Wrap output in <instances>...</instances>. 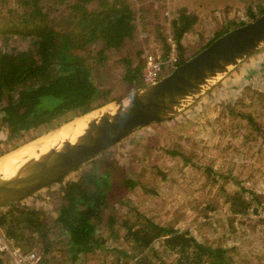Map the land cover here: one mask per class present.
Here are the masks:
<instances>
[{
  "label": "rangeland",
  "instance_id": "1",
  "mask_svg": "<svg viewBox=\"0 0 264 264\" xmlns=\"http://www.w3.org/2000/svg\"><path fill=\"white\" fill-rule=\"evenodd\" d=\"M53 1L38 0L43 6L52 4L57 9L50 17L52 25L58 27L60 17L66 13L64 6L75 0L58 4ZM125 1L134 17L130 38L115 49L103 48L98 41L88 49L87 63L93 82L99 91H105L97 96L93 108L141 86L140 82L123 78L126 64L134 67L138 59L144 60L145 53L165 55L164 47L171 37L170 21L176 12L183 9L195 17L180 40V59L185 60L215 32L248 23L264 9L263 0ZM96 3L97 0H91L86 8L91 9ZM19 8L16 0H0V21L10 20V11ZM28 45L27 37L0 33L1 52L24 50ZM261 51L264 47L233 67L173 118L134 130L62 178L15 203L51 220L66 183L77 181L89 170L99 174L106 170L109 188L95 225V234L104 239L103 246L87 254L79 264H134L138 256L126 260L113 258L111 247L130 251V244L122 240L123 227L115 222V235H109L106 229L107 215H114L117 221L128 218L131 223L132 214L149 217L165 227L186 230L204 244L223 247L233 264H264V218L258 214L264 208V63L249 70L244 78V68L258 59ZM170 70L171 67H164L162 75ZM78 115L69 112L54 127L66 125ZM50 129L33 137V132L24 134L18 145L34 141ZM12 148L6 142V129L0 124V154ZM126 178L136 182L131 189L121 183ZM231 195L247 201L248 210L234 213ZM5 209L6 206L0 207V213ZM52 225L54 245L64 236L58 225ZM0 236L3 237L1 230ZM152 245L157 253V258L151 256L152 264H174L175 255L163 249L161 239ZM52 255L57 259L53 264H68L63 246H53L46 257ZM34 264L43 263L38 260Z\"/></svg>",
  "mask_w": 264,
  "mask_h": 264
},
{
  "label": "trees",
  "instance_id": "2",
  "mask_svg": "<svg viewBox=\"0 0 264 264\" xmlns=\"http://www.w3.org/2000/svg\"><path fill=\"white\" fill-rule=\"evenodd\" d=\"M23 1L16 0L20 8L10 11V20L0 21V33L4 36L29 39L24 50L0 51V124L6 129V142L13 148L24 134L33 132V137L57 125L69 112L80 115L92 109L97 96L105 91H99L91 77L87 63L90 44L98 41L103 48H118L130 38L134 28L133 12L125 0H97L91 9L86 8L91 0H75L64 6L66 13L60 17L58 27L52 25L50 13L57 11L52 4L43 6L38 0ZM52 3H64V0ZM263 12L261 9L259 14ZM194 18L182 9L170 21L171 38L179 55L176 64L183 61L180 40ZM229 29L215 32L203 47ZM164 48L166 54L169 44ZM142 65V59H138L134 67L126 64L123 78L139 83ZM107 173L106 170L100 174L89 170L77 181L66 183L51 220L17 203L6 205L5 211L0 213L4 239L22 252L37 249L38 260L43 264L55 263L54 255L46 256L53 246H63L64 260L68 264H79L87 254L103 246L104 239L95 234V225L109 188ZM121 183L131 189L136 182L126 178ZM229 201L234 213L248 210L247 201L239 196L231 195ZM132 215L131 223L128 218L117 221L114 215H107L108 234L117 233L112 225L118 222L124 229L122 240L130 244V251L111 247L114 259L138 256L134 264H152L151 256L157 258L152 243L161 239L163 249L175 255L174 264H233L223 247L199 242L186 230L162 226L141 214ZM52 224L58 225L64 236L54 245H51L55 237L51 233ZM11 260L9 254H0V264L5 261L11 264Z\"/></svg>",
  "mask_w": 264,
  "mask_h": 264
},
{
  "label": "water",
  "instance_id": "3",
  "mask_svg": "<svg viewBox=\"0 0 264 264\" xmlns=\"http://www.w3.org/2000/svg\"><path fill=\"white\" fill-rule=\"evenodd\" d=\"M263 46L264 12L220 34L156 82L80 114L92 113L73 139H62L44 151L20 157L6 172H0V207L18 202L62 178L134 130L173 118Z\"/></svg>",
  "mask_w": 264,
  "mask_h": 264
},
{
  "label": "built area",
  "instance_id": "4",
  "mask_svg": "<svg viewBox=\"0 0 264 264\" xmlns=\"http://www.w3.org/2000/svg\"><path fill=\"white\" fill-rule=\"evenodd\" d=\"M167 41L169 50L163 57L151 53L144 54L143 66L140 72L141 86L149 85L159 80L163 76L162 70L164 67H171L172 69L177 65L175 44L170 36L167 38ZM258 214L260 217L264 218V208H261ZM1 253L9 254L13 264H34L39 258L37 251L34 249L22 252L16 247H11L4 240V237L0 236V254Z\"/></svg>",
  "mask_w": 264,
  "mask_h": 264
},
{
  "label": "bare ground",
  "instance_id": "5",
  "mask_svg": "<svg viewBox=\"0 0 264 264\" xmlns=\"http://www.w3.org/2000/svg\"><path fill=\"white\" fill-rule=\"evenodd\" d=\"M92 113L80 115L68 122L66 125H61L57 129L50 131L34 141L23 144L16 149L7 152L0 156V172H6L13 161L20 157L31 156L35 151H44L47 147L54 145L62 139H73L78 135L85 126V122Z\"/></svg>",
  "mask_w": 264,
  "mask_h": 264
},
{
  "label": "crops",
  "instance_id": "6",
  "mask_svg": "<svg viewBox=\"0 0 264 264\" xmlns=\"http://www.w3.org/2000/svg\"><path fill=\"white\" fill-rule=\"evenodd\" d=\"M260 53L261 54L263 53V54L258 59L252 61L251 63L248 64L247 67L244 68V75H245L244 78L247 77V74L249 73V70L254 69V68H257L258 67V64L261 63V62L264 63V52L261 51Z\"/></svg>",
  "mask_w": 264,
  "mask_h": 264
}]
</instances>
